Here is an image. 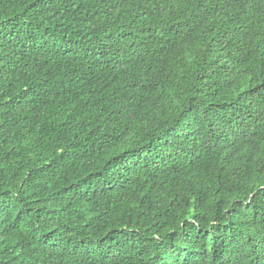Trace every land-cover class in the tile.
Wrapping results in <instances>:
<instances>
[{"label": "trees", "instance_id": "obj_1", "mask_svg": "<svg viewBox=\"0 0 264 264\" xmlns=\"http://www.w3.org/2000/svg\"><path fill=\"white\" fill-rule=\"evenodd\" d=\"M0 264H264V0H0Z\"/></svg>", "mask_w": 264, "mask_h": 264}]
</instances>
